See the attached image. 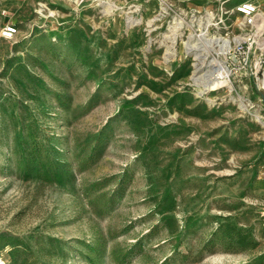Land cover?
I'll return each mask as SVG.
<instances>
[{
	"label": "rangeland",
	"instance_id": "1",
	"mask_svg": "<svg viewBox=\"0 0 264 264\" xmlns=\"http://www.w3.org/2000/svg\"><path fill=\"white\" fill-rule=\"evenodd\" d=\"M238 1L0 0V264H264Z\"/></svg>",
	"mask_w": 264,
	"mask_h": 264
},
{
	"label": "built area",
	"instance_id": "2",
	"mask_svg": "<svg viewBox=\"0 0 264 264\" xmlns=\"http://www.w3.org/2000/svg\"><path fill=\"white\" fill-rule=\"evenodd\" d=\"M235 10L239 14L241 27L248 30L245 31L247 36H243L241 41L239 40L233 48H229L224 53L238 70L248 64L249 53L253 54L259 50L258 56L248 66L252 64L251 74L262 76L263 81L260 85L258 84V88L264 89V43L258 42L259 36H261V29L257 25L258 6L251 0H244L236 4ZM17 32L18 27L14 23H9L2 29V35L5 38H12Z\"/></svg>",
	"mask_w": 264,
	"mask_h": 264
},
{
	"label": "crops",
	"instance_id": "3",
	"mask_svg": "<svg viewBox=\"0 0 264 264\" xmlns=\"http://www.w3.org/2000/svg\"><path fill=\"white\" fill-rule=\"evenodd\" d=\"M241 1H244V0H240V1H238V3ZM251 1H253L258 6V9H259L257 25L261 29L260 33L262 35L259 36L258 42H264V0H251ZM258 81H259L258 83H260V81L261 82L263 81L262 76H259Z\"/></svg>",
	"mask_w": 264,
	"mask_h": 264
},
{
	"label": "bare ground",
	"instance_id": "4",
	"mask_svg": "<svg viewBox=\"0 0 264 264\" xmlns=\"http://www.w3.org/2000/svg\"><path fill=\"white\" fill-rule=\"evenodd\" d=\"M221 38V37H220ZM224 42H225V46L227 47L229 45V42L230 40L229 39H223ZM222 72H218L214 78H218L217 76H229L230 74V70L228 69V67L226 65H223L222 68H221ZM197 79V78H196ZM199 80V79H198ZM215 84V81H212L209 83V85H214Z\"/></svg>",
	"mask_w": 264,
	"mask_h": 264
},
{
	"label": "water",
	"instance_id": "5",
	"mask_svg": "<svg viewBox=\"0 0 264 264\" xmlns=\"http://www.w3.org/2000/svg\"><path fill=\"white\" fill-rule=\"evenodd\" d=\"M261 95H262V100H263V103H264V92Z\"/></svg>",
	"mask_w": 264,
	"mask_h": 264
}]
</instances>
